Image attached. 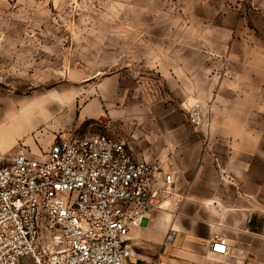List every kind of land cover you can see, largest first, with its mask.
<instances>
[{"label": "crops", "instance_id": "1", "mask_svg": "<svg viewBox=\"0 0 264 264\" xmlns=\"http://www.w3.org/2000/svg\"><path fill=\"white\" fill-rule=\"evenodd\" d=\"M256 19L257 31L237 33L229 46L202 37L197 47L175 48L176 58L168 56L173 47H162L165 60L155 69L165 88L148 84L152 78L141 72L102 78L80 110L86 131L57 137L109 134L135 160L161 163L174 174L173 188L184 198L131 229L128 264H264V21ZM68 96L20 98L31 101L12 112L13 134L2 137L0 152L37 147L32 137L21 140L59 126L56 115ZM191 99L206 107L199 127L178 107ZM5 117L0 110V123ZM213 234L226 240L227 253L212 252Z\"/></svg>", "mask_w": 264, "mask_h": 264}, {"label": "rangeland", "instance_id": "2", "mask_svg": "<svg viewBox=\"0 0 264 264\" xmlns=\"http://www.w3.org/2000/svg\"><path fill=\"white\" fill-rule=\"evenodd\" d=\"M255 15L264 21V0H0V110L6 116L0 140L10 138L12 112L31 101L20 98L67 93L56 115L61 124L21 140L34 138L37 147L26 149L42 158L62 133L86 131L80 110L102 78L141 72L152 78L148 84L165 88L155 69L165 60L162 47H173L168 56L176 58L175 48L197 47L202 37L229 46L237 33L257 31ZM197 101L178 107L186 115L184 106ZM48 136L52 141L44 143Z\"/></svg>", "mask_w": 264, "mask_h": 264}, {"label": "built area", "instance_id": "3", "mask_svg": "<svg viewBox=\"0 0 264 264\" xmlns=\"http://www.w3.org/2000/svg\"><path fill=\"white\" fill-rule=\"evenodd\" d=\"M184 107L205 122L202 102ZM174 180L105 133L57 138L42 159L0 153V264H128L131 229L184 198ZM211 250L227 253L226 240L213 234Z\"/></svg>", "mask_w": 264, "mask_h": 264}]
</instances>
